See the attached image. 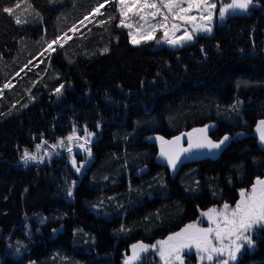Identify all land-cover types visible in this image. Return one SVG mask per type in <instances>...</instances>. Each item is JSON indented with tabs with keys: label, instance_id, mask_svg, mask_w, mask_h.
Wrapping results in <instances>:
<instances>
[{
	"label": "trees",
	"instance_id": "trees-1",
	"mask_svg": "<svg viewBox=\"0 0 264 264\" xmlns=\"http://www.w3.org/2000/svg\"><path fill=\"white\" fill-rule=\"evenodd\" d=\"M103 1L0 0L12 9L0 11V264H125L133 245L160 246L193 202L249 175L264 0L180 47L133 44L113 1L8 86ZM212 122L216 138L234 137L218 157L176 174L158 163L160 137ZM239 262L264 264V234Z\"/></svg>",
	"mask_w": 264,
	"mask_h": 264
},
{
	"label": "snow or ice",
	"instance_id": "snow-or-ice-1",
	"mask_svg": "<svg viewBox=\"0 0 264 264\" xmlns=\"http://www.w3.org/2000/svg\"><path fill=\"white\" fill-rule=\"evenodd\" d=\"M128 0H119L120 5L122 6L120 11L123 15H127V12L124 11V6L127 5ZM140 0H133V4L139 3ZM164 6L168 9L169 13H172L173 7L179 8L178 0H162ZM220 3V0H188V8H180L181 12H187L191 10V8L195 7L197 9H203V12L200 15V19L202 21L201 24L195 25V16H185L179 15V13H173V19H176L177 15H179V19L181 21H186L188 23H193L197 32H205L211 33L212 31V22L214 18H217L223 21L227 16L236 13L237 10L240 12H247L250 5L253 4V0H230L228 3H220V7L217 13V4ZM144 8H157L156 3H149V0H143L141 4V8L138 11H142ZM0 11L6 13H12L11 8H2ZM98 12L99 9L97 8ZM206 13V14H205ZM152 17L155 18L157 13H151ZM143 19V17H140ZM168 19L167 16L163 17V20L166 21ZM15 22L17 24L21 23L19 17L16 18ZM120 23L125 27L131 28V25H125L124 21L121 20ZM163 26V25H161ZM173 30V35L175 31H179V25L173 23L171 25ZM156 29L153 28V31ZM155 39V37L149 33L147 35L142 36L140 39L136 37V35H132V43L140 44L143 41H148ZM163 41L169 45H179L182 46L185 42L192 41L194 36L192 34H188L187 32L177 38H169L168 30L165 27L164 36L162 37ZM159 42V41H158ZM52 43H56L53 41ZM7 87V85H5ZM61 88H57V93H60ZM205 132L206 129L194 130ZM257 131L260 134L261 142H264V120L259 121ZM191 136V134H189ZM69 140H72L73 137L69 136ZM181 137H176L173 141H164L162 137L160 140L162 141L161 146V155L167 157L168 162L171 164L173 168L176 167L177 160L179 159L180 153L189 152L193 148H210V149H219L221 145L225 143V141L229 140L228 136H225L223 140H220L218 143L208 140L206 137L201 142L198 141L193 144L191 141L189 142L188 148L180 149L179 152L172 153L170 150H166L164 145L167 144L169 146L173 144H178ZM63 143V142H61ZM39 147V146H38ZM81 147H84L81 145ZM71 152V149H68ZM90 153V149L87 150ZM35 157L30 155L27 151H25L22 159L27 162L30 159H34ZM75 165V161H73ZM79 171V168H77ZM241 199L237 202L235 208H232L229 212V205L225 204L223 206V210L219 213L216 212V209H209L207 213H203L204 216L208 217L209 220H213L211 213H216V215L223 218L224 228L220 227V224L217 223L215 228H203L197 229L195 225L190 224L187 225L185 229L181 232L175 233L172 236H169L167 241L158 242L161 245L159 249L160 256L165 260V264H170V260L174 258L175 260H181L179 255L180 251L185 248H191L193 245L197 248V250H202L204 253H207L206 256H201V260L207 259L209 261H213L214 259L219 261V264H229V261H234L237 258V253L240 252L241 248L246 243L249 246L254 244L251 235L249 234L251 230L255 227L260 226L264 227V179L257 178L256 182L252 185L251 190H241L240 193ZM215 223V221L213 220ZM214 233V236H213ZM227 236L229 240V244H224V237ZM212 239L218 240L220 242V246H214L212 244ZM169 242H173L169 244ZM167 246V247H164ZM152 248H155L156 245H152ZM133 257L129 259H138L139 255L136 251L139 248L141 251H147L149 246L144 244L133 245ZM227 258H224V257ZM181 264H183L181 260Z\"/></svg>",
	"mask_w": 264,
	"mask_h": 264
},
{
	"label": "flooded vegetation",
	"instance_id": "flooded-vegetation-1",
	"mask_svg": "<svg viewBox=\"0 0 264 264\" xmlns=\"http://www.w3.org/2000/svg\"><path fill=\"white\" fill-rule=\"evenodd\" d=\"M264 120V118L261 119H255L250 120L247 124L249 125L250 132L248 134L247 142L245 143V149L250 151L252 153V157L250 158V165H249V175L246 176V178H243L242 180L239 179L236 184H232V186L235 188L234 192H228L224 193L223 197L220 199H215L213 197L207 199V197L200 198V200H197L193 202V210L184 218V220L179 223L178 226L164 231L162 234L158 235V237L155 238L157 241H167L169 236L174 235L175 233L181 232L183 229L186 228L187 225L193 224L196 226L197 229H203V228H215L217 223H221L223 221V218L216 215V213H211L213 220H209L208 217L204 216L203 213H207L209 209H216V212L219 213L223 210V206L225 204H228L229 210L232 208H235L237 202L241 199L240 193L241 190H251L252 185L256 182L257 178L264 179V142H261L260 140V134L257 131V127L259 124V121ZM202 128H208L209 131V138L213 142H219L220 140H223L225 136L229 137V140L225 141L223 145H221L219 151L216 153H213L215 149L210 150L209 148L205 147L203 148V154L195 156L192 159L189 160H181L179 163L176 164V167L173 168L171 165H168L166 167H169L172 174H176L179 169L184 165L186 168H193L198 167L202 165L208 158H216L220 155V153L223 151L225 147L229 145V143L234 139L232 135H225L221 138H216L213 135V131L216 128L215 123H208L204 125H199L192 127L190 129L185 130L183 133L179 135L181 137L180 146L181 147H187L189 146V142L192 143L194 140L203 141V138L194 130L202 129ZM191 134V136H189ZM159 144V140H158ZM159 163V162H158ZM165 166V165H163ZM258 172V173H257ZM233 182V181H232ZM194 194H189L188 197H193ZM224 226V224H222ZM221 227V226H220ZM252 237V240L256 241V239H259L261 235L264 234V227L257 226L249 233ZM214 236V233H213ZM173 242H169L171 244ZM143 244V243H142ZM212 244L214 246L219 247L220 242L218 240L212 239ZM155 245L154 243H149L148 246ZM160 245V244H159ZM161 248V245L159 246ZM167 247V246H164ZM254 248V244L252 246L247 245L246 243L241 248L240 252L237 253V259L239 260L242 258L246 250ZM154 249H158L156 246ZM184 254V262L185 264H219V261L214 259L213 261H209L207 259L201 260V256H206L207 253H204L202 250H197L195 245H193L191 248H185L183 251ZM156 256V255H155ZM155 256H152L153 258ZM230 261L232 264L236 261ZM151 262V255H143L140 264H145ZM155 264V263H153Z\"/></svg>",
	"mask_w": 264,
	"mask_h": 264
},
{
	"label": "rangeland",
	"instance_id": "rangeland-1",
	"mask_svg": "<svg viewBox=\"0 0 264 264\" xmlns=\"http://www.w3.org/2000/svg\"><path fill=\"white\" fill-rule=\"evenodd\" d=\"M113 1L116 2L117 8H118L119 13H120L119 14L120 16L118 17L119 23L121 20H123L125 25H131L132 26L131 28L127 27L129 29V32H130L131 41H132V35L133 34L136 35V37L138 39H140L142 36L151 33L155 37V39H152V40L155 41L156 46L167 45L170 47H180L179 45H169L163 41L162 37L164 36L165 27L168 30L169 38L181 37L187 32L188 34H192L194 36V39H195L196 35H198L200 33L211 34L214 30V25H215L216 20L218 18V17L214 18V20L212 22L211 33L197 32L193 23H188L186 21H181L179 19V15L195 16L196 17V20L194 22L195 25H199L202 23V21L200 19V15L203 12V9H197V8L193 7V8H191V10H189L187 12H181L180 11V8H184V9L188 8V0H178L179 8L173 7L172 13H169L168 9L162 3V0H149V3H153V2L156 3L157 8H144L142 11H138V10L141 8V4L143 3V0H140V2L136 3V4H133V0H128L127 5L124 6V11L127 12L126 16L123 15L120 11L122 6L120 5L119 0H106L101 5H99L95 9H93L92 12L87 14L84 17V19H82L79 23H77L75 25V26H77L76 29H73L75 27V26H73L69 31L64 33V34H67L68 32H70L72 30L64 38H61L59 36L56 40H53V41H56V43H52L53 41L50 42L48 44V46L43 50V52H41L37 57H35L30 63L25 65L11 80H9L8 86H11L16 81V79L18 77H20L24 74V72L28 68H30L31 66L37 65L42 60L43 56L53 53L57 47L64 44L68 39H70L72 36H74L75 33L79 32L80 31L79 29L81 27H78V26L81 22H83V21L85 22V19L88 18L89 16H91V14H93L95 16L91 20V21H93L99 14L102 13V11L107 9L112 4ZM213 2H216V0H213ZM228 2H230V0H220V3H228ZM220 3L217 4V10H216L217 13H218V9L220 7ZM97 8L99 9L98 12L96 11ZM153 12L157 13L155 18H153L151 15V13H153ZM173 13H179V15H177L176 19H173ZM236 13H242V12L237 10ZM164 16L168 17V19L166 21L163 20ZM140 17H143V19H140ZM225 19L223 21H225ZM88 23H85V24H88ZM173 23H176L177 25H179V31H175L174 35H173V30L171 28V25ZM161 25H163V26H161ZM153 28H155L156 30L153 31ZM192 41L185 42L183 45L188 44ZM2 92H3V88H0V93H2ZM202 129H206V131L205 132L196 131V132L203 138V140L205 139V137L208 140H210L208 128H202ZM197 130H200V129H197ZM219 149H215L213 151V153H215V152L217 153L219 151ZM210 150H212V149H210ZM229 212H230V210H229ZM222 224H223V221H221L220 226H221V228H224V226ZM139 244H142V243H137L135 245H139ZM154 244L158 247V249H154V248L149 246L147 251H141L139 248H137L136 251L139 255L138 259H129L130 257H133V248L131 247L129 249V252L126 256V260L124 261V263L125 264H140L139 262L141 261L142 256L145 254L146 255L150 254L151 260H156V263H158V264H165V260L159 254L160 247L158 246L157 242H155ZM224 244L225 245L229 244V240H228L227 236L224 237ZM144 245H146V244H144ZM23 250H24V248H19V249H16L15 251L10 250V252L15 254V255H21ZM183 251H184V249H182L180 251L179 255L181 257L183 264H185L184 257H183L184 256ZM152 256H155V257L153 258ZM224 258H227V257L225 256ZM181 260H175L174 258H172L170 260V264H181ZM229 264H232V263L229 261ZM233 264H243V263L239 262V260H236Z\"/></svg>",
	"mask_w": 264,
	"mask_h": 264
},
{
	"label": "water",
	"instance_id": "water-1",
	"mask_svg": "<svg viewBox=\"0 0 264 264\" xmlns=\"http://www.w3.org/2000/svg\"><path fill=\"white\" fill-rule=\"evenodd\" d=\"M176 137H179V136H174V137L166 138V139H163V140L164 141H173ZM76 138H77V136L74 137L73 140H75ZM180 142H181V139H180V141H179L178 144H173L171 146L165 144L164 147H165L166 150H170L173 154L176 153V152H179L180 149L188 148L189 147V146H187V147H181L180 146ZM196 142H198V140H194L193 144H195ZM73 144H74V142H73ZM161 146H162V141L159 139V151H158V154H157V161L161 165H165V166L171 165L168 162L167 157L161 155ZM203 152H204L203 151V148H193L189 152L180 153V156H179V159L177 160V163H179L181 160H189V159H192L195 156H198V155L203 154Z\"/></svg>",
	"mask_w": 264,
	"mask_h": 264
},
{
	"label": "bare ground",
	"instance_id": "bare-ground-1",
	"mask_svg": "<svg viewBox=\"0 0 264 264\" xmlns=\"http://www.w3.org/2000/svg\"><path fill=\"white\" fill-rule=\"evenodd\" d=\"M94 17H95V16H94L93 14H91V16H89L88 18H86V19H85V22H84V21L81 22V23L79 24L78 27H81V26L84 25L85 23L91 21ZM76 27H77V26H75L73 29H76ZM71 31H72V30H71ZM71 31H70V32H71ZM70 32H68L67 34H64L63 36L61 35L60 37H61V38H64V37H65L66 35H68Z\"/></svg>",
	"mask_w": 264,
	"mask_h": 264
},
{
	"label": "crops",
	"instance_id": "crops-1",
	"mask_svg": "<svg viewBox=\"0 0 264 264\" xmlns=\"http://www.w3.org/2000/svg\"><path fill=\"white\" fill-rule=\"evenodd\" d=\"M103 2H105V1H103ZM103 2H102V3H103ZM102 3H101V4H102ZM101 4H100V5H101ZM92 11H93V10H92Z\"/></svg>",
	"mask_w": 264,
	"mask_h": 264
}]
</instances>
